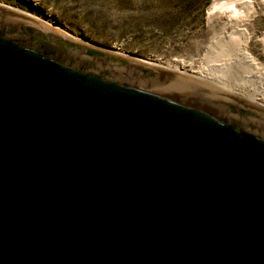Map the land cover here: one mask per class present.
Returning <instances> with one entry per match:
<instances>
[{
  "label": "water",
  "instance_id": "water-1",
  "mask_svg": "<svg viewBox=\"0 0 264 264\" xmlns=\"http://www.w3.org/2000/svg\"><path fill=\"white\" fill-rule=\"evenodd\" d=\"M0 264H264V108L0 6Z\"/></svg>",
  "mask_w": 264,
  "mask_h": 264
},
{
  "label": "rangeland",
  "instance_id": "rangeland-1",
  "mask_svg": "<svg viewBox=\"0 0 264 264\" xmlns=\"http://www.w3.org/2000/svg\"><path fill=\"white\" fill-rule=\"evenodd\" d=\"M211 2L0 0L4 5L55 24L101 49L114 48L131 56L176 65L187 73L235 84L237 75L252 70L237 61L238 46L230 47L223 42L221 32L229 31L230 27H222L223 19L208 13ZM245 26L250 37L244 50L258 65L259 71L264 72L263 3ZM251 78L255 79V76ZM242 86L239 84L236 88ZM249 86V83L245 84L246 88ZM262 94L257 99L264 103Z\"/></svg>",
  "mask_w": 264,
  "mask_h": 264
},
{
  "label": "bare ground",
  "instance_id": "bare-ground-1",
  "mask_svg": "<svg viewBox=\"0 0 264 264\" xmlns=\"http://www.w3.org/2000/svg\"><path fill=\"white\" fill-rule=\"evenodd\" d=\"M264 4V0H212L209 8L208 13L215 14V16H219L223 19L222 27L225 25H228L230 27L229 31L222 30L221 37L223 42L230 46V47H237V52L239 55H237V61L240 64H244L246 68L249 70H252L251 72L240 73L237 75V82L233 84L232 82H223L221 80H213L210 76H198L195 74H191L190 72L187 73L185 70H179V68L176 65L173 64H163L160 62H156L154 60L150 59H144L139 56H131L130 54H127L125 52H122L120 50L114 49V48H104V50L119 54L121 56L140 61L143 63H147L150 65H154L157 67H161L164 69H168L171 71H175L199 80H202L206 83H209L213 86H216L220 89H223L227 92H230L236 96H239L243 99H246L260 107L264 108V103L259 102L257 99L259 96H262L264 93V72L259 71L258 65L254 62L252 58L248 56L246 51L244 50V45L247 43L250 35L247 33L246 30V24L250 21L252 13L255 12L259 6V4ZM0 6L12 11H15L19 14H22L26 17H29L31 19H34L38 22H41L49 27H52L60 32H63L73 38H76L80 41H83L85 43L92 44L91 42H88L84 39L78 38L76 36H73L69 32L63 30L62 28L58 27L55 24H52L48 21H45L39 17H36L32 14L26 13L24 11H21L19 9H15L13 7L4 5L0 3ZM220 18V19H221ZM221 19V20H222ZM221 27V28H222ZM223 29V28H222ZM226 29V28H225ZM262 38L264 39V35H262ZM239 44H242L239 46ZM96 46V45H95ZM235 50V49H234ZM235 51V52H236ZM243 66V65H242ZM244 68V67H243ZM255 76V79H252L251 77ZM213 78V77H212ZM236 79V78H235ZM235 81V80H234ZM252 81V82H251ZM232 83V84H231ZM249 83V87L246 88L245 84ZM242 84L243 86L239 89H237V85Z\"/></svg>",
  "mask_w": 264,
  "mask_h": 264
}]
</instances>
